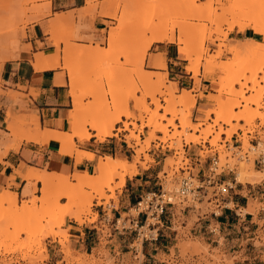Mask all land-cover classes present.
Listing matches in <instances>:
<instances>
[{
	"label": "rangeland",
	"instance_id": "374dc122",
	"mask_svg": "<svg viewBox=\"0 0 264 264\" xmlns=\"http://www.w3.org/2000/svg\"><path fill=\"white\" fill-rule=\"evenodd\" d=\"M47 1L0 0L2 11L0 13V62L2 54L9 52L11 49L25 50L28 46L30 49V45H24L27 38L26 29L33 22H40V20L51 14H46L41 19H37L38 21L33 18L35 14L44 11L43 6L50 3V0ZM165 1L91 0L90 5L87 4L89 5L88 11L86 6L85 10L83 9L85 11H83V14H81L82 10H80L81 13L72 11L62 14L68 15L67 17L62 16L66 20V25L65 23L59 27L56 25L51 32L47 33L49 35L48 42L51 44H53V41L60 42L59 45H55V52L60 56L59 61L61 62V65L59 63L57 68L61 69L63 75L67 72V69H70L75 77V95L80 100V108L84 110L79 117L81 125L79 122L78 129L86 131L91 137V130H87L89 122L95 120V122L101 123L105 119H113L121 115L120 121L115 123L113 128L127 127V130L115 131L113 129L109 137H117V135H113L114 132L122 134L125 141L121 143L124 149L123 153L130 160L133 167L128 168L127 172L117 170L115 173H108L95 183L81 187L77 186L74 175H66L65 177H68L69 182L54 186L50 191L51 199L53 200L67 188L73 194L88 193L87 196L81 198L77 195L75 200L65 198L63 204L61 199L60 204L53 205L52 208L49 207L50 209L47 208L43 212L37 207L38 203H30L32 196L25 198L22 195L21 200H18L15 194V200L1 203L0 264H17L18 262L42 264L47 259L45 241L48 237L52 243L56 242L59 246L63 255L62 261L65 264H113V261L109 259L105 252L104 260L95 258V252L90 255L74 252L70 246L67 228H65L66 219H75L79 224L94 222L97 219L96 214L93 213L94 206H106L111 200L116 204L115 191L121 190V187L118 186L119 176L125 174V177H129L130 172H137L136 166L145 169L148 164L153 163L152 157L148 155V152L152 149L156 150V153L159 152L162 159L161 172L157 177L160 184L154 186V193L159 194L161 192L164 194V198L170 199L172 206L176 207L175 216H181V213L185 215L187 210L195 211V215H192L186 228L182 227L180 220H175L173 227L175 233L177 232V237L170 242L171 244H167L168 248L163 249V251L168 250L169 256L161 255V260L166 261L169 259L167 264L234 263L235 258L225 255L219 248L207 245L205 238L191 236L189 230L192 222L196 221L197 215H209L211 212L218 213L215 205L224 206V203L230 200V197H236L240 202L247 201V207L249 206L252 210L255 218L260 210H263L260 212H264V195L261 196V192H259L251 196V192L248 193L244 186L248 184L255 185L261 181L242 184L244 188L241 195L245 196L243 199L232 194L236 186H232L230 189L218 186L219 181L225 179L224 175L238 184L236 173L239 171L240 163L249 160L253 169L256 170L258 164H254V162L262 157L264 160V95L257 98L255 91L251 92L247 89L251 84L244 86L245 81L243 79L238 80L237 84L233 85V91L230 95L223 93L218 87L220 82H228L233 77L240 79L241 71L236 70V64L243 63V58L245 60L243 55L234 58L232 54L224 50L229 46L231 47L234 40L239 39L237 37V34H239L237 33L238 29L235 27L233 31H228V23L240 18L253 27L256 23L262 22L264 27V0H194L193 6H187V8L186 6L185 8L175 7L173 10L167 11L168 13L162 14L165 12H161L160 4ZM46 5L45 7H47ZM91 5L93 9L90 8ZM208 8L211 12L207 10ZM90 9L92 11L88 13ZM195 11L202 12V14L206 13V15L210 12L209 15L212 18L205 15L193 18L191 15ZM110 14H114V16H108ZM96 15H106L105 17L111 19L110 22H105L106 29L100 32V38L96 39L93 36L86 37L78 34L81 27L89 32L93 31L90 28L91 24L85 26V24H82V20L90 18V22H92ZM54 16L55 19L56 15ZM189 16L192 18H189ZM68 17L70 18L67 19ZM208 18H215V24L209 23ZM217 21L219 22L217 23ZM178 22L182 24L184 22L182 25L184 30H182L186 33L182 30L183 33L180 32L179 28H174V25H177ZM159 27H162V29L165 27L167 31H173L176 40L180 39L179 41L183 44H187L185 51L181 54L178 50L184 45L177 44L176 40L157 45L168 46V56H176L177 60L184 65L183 70L186 73H188L187 66H198L199 71L196 75L189 72L194 83L192 90L180 89L177 83L174 84L170 76L168 77L167 67L166 69L158 68L154 72H149L148 56L153 52L162 53L160 52L162 50L155 45L150 46L145 54L142 69L147 74L138 75L141 48L150 37L151 32L156 30L154 28L158 29ZM200 28L204 29L193 31V29ZM112 31L117 32L115 42L108 45L109 34ZM252 34L253 39L259 43L260 47L258 55L261 58L251 66L252 69L260 68L261 71L257 73V80H259L264 75V29L256 35ZM221 44L225 47H220ZM36 45L38 48L43 47L40 42H36ZM60 45H62L61 49ZM189 54V60H185L184 58ZM216 61H226L227 64L234 66V70L240 72L224 73L217 68L218 70L214 69L213 73L205 74L204 67ZM208 77H213L214 81H211ZM126 80L137 82L139 87L130 93L124 87L120 89L118 83ZM261 87L264 88V83L257 85L256 89L258 90ZM199 88L207 92L206 97L199 92ZM67 89L69 91L68 86ZM194 92H198V96L193 95ZM241 92L254 105H245L244 102H239L238 106L232 109V113L242 116L249 114V117L241 122L233 120L230 123L218 121L215 124L216 117L223 109L230 107L234 102L240 101L239 95ZM184 93H188L194 100L197 97L205 98L207 103L205 111H209L210 114L202 115L194 122L191 112L193 107L184 108L178 104L173 106L172 114H167L165 101L170 97L180 98ZM215 99L220 100V102L215 103ZM69 107L71 109V105ZM124 113L128 116L123 117L122 114ZM183 116L191 120L194 128H185L181 125ZM24 117L26 116H16L19 119ZM131 121L136 123L135 128L128 126V122ZM26 122L24 121L17 128V134L20 135L28 129L31 131L35 129V126L28 123L29 121ZM156 123L160 124L161 128H165V133L158 131L159 126L155 125ZM109 126V124L102 125L103 128L107 129ZM69 129L66 132L67 135L72 134ZM195 135L197 137L196 142H189V137ZM105 139L106 137H104ZM243 146L246 148H243ZM74 147L77 149L76 145ZM129 150H132L133 156H131ZM139 150H143V152L137 155L136 152ZM192 150L195 151L202 162L206 161V165L211 161L216 162L214 164L216 167L214 175L206 179L210 180L211 184L204 183V185H201L206 175H197V171L192 170L189 166L190 160L186 157ZM182 180H186L193 190L179 192ZM100 188L104 192L103 198L96 196L95 191ZM195 188H197L196 192ZM32 191L34 197L40 195V189L35 185ZM4 193L10 192H0V194ZM218 197L220 198L218 199ZM88 198H90V207L89 210H86V207H80L79 203ZM214 199L218 200L215 201ZM139 200L140 198H137L133 203ZM94 202H96L95 205ZM229 207H232V204ZM64 210L69 213L64 214ZM130 213L132 215L136 214L134 209H131ZM241 214L244 213L241 212ZM261 217L264 218V215H261ZM258 224L260 227L258 231L260 234L259 241L254 243L255 246L260 247L264 245V220L259 221ZM141 231L145 235L149 233L147 227L142 228ZM216 234L219 233L216 231ZM104 244L105 242L101 241V247ZM136 244L138 243L135 242L133 246H136ZM137 247L140 249L139 245ZM99 252L101 256L103 251L100 250ZM146 259L148 258H143L139 254V260L142 261V264ZM138 261L131 254L127 263H125L138 264Z\"/></svg>",
	"mask_w": 264,
	"mask_h": 264
},
{
	"label": "crops",
	"instance_id": "0c3cea01",
	"mask_svg": "<svg viewBox=\"0 0 264 264\" xmlns=\"http://www.w3.org/2000/svg\"><path fill=\"white\" fill-rule=\"evenodd\" d=\"M85 1L50 0L49 13L51 14L40 20V22H33L26 29L27 38L24 45H30V49L29 46L25 50L11 49L9 51L13 52V58L0 62V192L15 193L18 200H21L25 186L29 184L30 189H32V185L35 183L33 180L28 182L23 178L29 168L39 172L72 176L83 172L92 175L99 158L105 156L113 158L117 156V158L126 159L130 163V160L123 153L124 149L121 143L125 141L122 134H117V132L113 133L117 137L108 136L102 142L97 140L93 131H91V137L88 140L78 141L74 139L73 142L77 147L75 150L81 153L80 161L76 162L74 156L59 152L60 144L56 140L50 139L44 143L43 141L41 143L40 141H29L20 138V135L16 133L17 130L15 133H11L5 126L8 121L7 112L11 111L15 117H28L36 114L41 131L45 129L57 131L58 133L68 131L72 124L73 107L70 93L68 94L70 88L67 73L63 75L61 69L57 68L58 66L53 69L38 71L33 68L32 63L34 55L37 53L42 52L46 56L55 53L56 44L54 41L52 42L54 45L48 42L49 35H47V33L51 32L49 26L51 20L54 19V15L79 11L85 8ZM38 14L33 16L36 19L35 21L43 17H38ZM90 21V18H84L82 24H91L90 28L93 31L89 32L81 27L78 30V34L99 39L100 32L106 29L105 22H110L111 19L96 15L92 22ZM237 33H239L237 37L240 40L253 38L252 32L246 30L238 29ZM36 42H40L43 47L38 48ZM153 45L160 48L162 50L160 52L164 53L168 77L170 76L172 82L174 84L177 83L180 89L187 88L192 90L194 83L191 80V74L183 70L184 65L177 60L176 56H168V46ZM61 48L62 45H60ZM156 54L153 52L148 56L147 65L150 56ZM59 63L61 65L60 61L58 65ZM154 70V68L150 67L149 72H154ZM56 78H62L63 83L55 84ZM199 92L206 97L207 92H204L202 88H199ZM193 95L198 96V92H194ZM206 107L205 98L197 97L195 99V105L191 111L194 122L198 117H202L203 114L201 112L205 111ZM32 125L34 126V124ZM117 129L115 128L114 130L116 131ZM185 150L188 151L186 148ZM129 151L131 153L132 150ZM86 154H92L93 159L89 160ZM159 154L154 149L150 150L148 155L152 157L153 163L148 164L145 169L136 166V174L131 177H125L121 190L115 191L117 196L116 204L111 200L106 206H94L93 213L97 216L94 222L79 224L75 219H66L65 228H67L70 246L74 252L86 255L95 252V258H102L103 260L105 252L109 259L113 261V264L127 263L130 255L133 254L132 243L136 238V231L139 226L144 227L145 222L143 214L136 212L135 215H132L130 211L134 209V200L154 193V186L160 184L157 179L159 172H161L160 165L162 163ZM131 156H133L132 153ZM186 158L190 160L189 166L192 170L197 171V175H206L201 185H204V183L211 184L210 180H206L209 178L208 168L210 163L206 165V161L202 162L194 150ZM263 162V158L254 162V164H258L255 171L264 174ZM224 177L225 179L220 180L218 186L227 185L229 189L232 186H236L232 194L238 195L242 199L245 198V196L241 195L244 188L242 183L236 184L231 179L226 178V175ZM35 186L40 189L41 183L36 182ZM244 186L248 193L251 192V196L259 192H261V196L264 195V178L255 185L248 184ZM210 187L212 188L213 186ZM119 191L120 193H118ZM61 203H65V199H62ZM95 204L96 202H94ZM224 204V206L215 205V209L217 208L218 212L215 217L211 214L197 215L196 221L192 222L189 234L195 238H205L207 245L219 248L225 255L235 258L233 264H264V245L257 247L254 243L259 241L260 234L258 231L260 227L258 222L264 220L261 217L264 212H260L263 210H260L255 218L253 213H244L242 211V209L247 207V201L240 202L236 197H230V200H227ZM229 204H232V207H229ZM175 212L176 207L167 206L160 224L154 227L157 230V238L143 243L141 256L148 258L144 264L169 263V259L162 261L160 257L161 255L169 256L168 250L163 251V249L168 248L167 244H171L170 242L177 237V232L175 233L173 227L175 220H180L182 227L186 228L192 215H195L193 210H187V213L185 215L181 213V216H175ZM241 212L244 214H241ZM212 229L214 232L211 233ZM216 231L219 234H216ZM101 241L105 242L103 247H101ZM45 245L47 259L42 264H65L62 261L63 255L56 242L52 243L48 237ZM100 250L103 251L101 256L99 254ZM17 264L25 263L18 262Z\"/></svg>",
	"mask_w": 264,
	"mask_h": 264
},
{
	"label": "bare ground",
	"instance_id": "6f19581e",
	"mask_svg": "<svg viewBox=\"0 0 264 264\" xmlns=\"http://www.w3.org/2000/svg\"><path fill=\"white\" fill-rule=\"evenodd\" d=\"M85 2H86L85 3L86 5H84V7L87 6L86 10L88 11V9H89L88 7L91 3V0H86ZM193 3H194V0H166L165 2H162V4H160L161 5L160 10H161V12H165L162 14H166V13H168L167 11H171L175 7H177V8L178 7H181V8L184 7L185 8V6H186V8H187V6H193ZM87 4H89V5H87ZM45 5L43 6L44 11L40 12L37 15L38 17L44 16L45 14L49 13V3L46 5L47 7H45ZM217 6L218 5L216 4V7ZM92 7L93 6L91 5L90 8L93 9ZM83 9H80V10H82V13L85 10V9L84 10ZM91 9L88 13H91V11H92ZM210 9H212V8H210ZM80 10H79V12H80ZM207 10L210 11L209 8ZM210 12H209V14H210ZM0 13H2L1 3H0ZM209 14L206 15V13L202 14V12L198 13V11H195L193 13V15H191V16L193 18H199V17H202L204 15L206 17H208V16H210ZM55 15H56V18L53 21H51V24L49 26L51 31L53 30L54 26L58 25V27H59V26L64 25V23L66 22V20L62 17V16L65 17L66 15H62V14H55ZM108 16L113 17L114 14H112V15L110 14ZM192 17L189 16V18H192ZM69 18L70 17H68L67 19H69ZM208 20H209V23H212V24L213 23L215 24V22H216L215 18L214 19L208 18ZM67 22L69 23V21H67ZM218 22L219 21H217V23ZM176 24L177 25H174V28H179L180 32H182L184 30L182 28V25L184 24V22H183V24L181 22L180 23L178 22ZM65 25H66V23H65ZM228 27H229L228 31H233V29L236 27V28L242 29V30H249V32L251 31L252 33H254V35H256V33L260 32L264 29L262 22L256 23V25L253 27L250 25V23H247L240 18L237 20L230 21V23H228ZM154 29H156V30H154ZM154 29H153L154 31L151 32L150 37L147 39L146 43L144 44L143 48H141L142 50H141V57H140V62H139L140 70L138 71V75L143 76V75L147 74V72L142 69V65L144 62L145 54H146L147 50L150 48V46H152L153 44L172 42V41L176 40V38L173 35V31H167L166 30L167 28H165V27H163V29H162V27H159L158 29L157 28H154ZM203 29L204 28L193 29V31L195 32V31L203 30ZM183 32H185V31H183ZM116 33L117 32L112 31L109 34V39L107 42L108 45L113 44L115 42ZM179 40L180 39H177L176 43L179 45H184V47H180V49L178 50L179 53L181 54L185 51V47L187 46V44H183ZM54 42L56 45H58L60 43L59 41H54ZM220 47H225V45L221 44ZM259 48H260L259 43L257 41H255L253 38H245L242 40H239V39L234 40L231 47L229 46V48L224 49L228 53L232 54L234 56V58H236V57L238 58V57H241L243 55L245 57V60L243 58V60H242L243 63L236 64L237 65L236 70L241 71V73H240L241 78L238 79V77H233L228 82H220L218 84L220 91H223V93L225 92V94H227V95L232 94L233 85L237 84L238 80L243 79L245 81L243 83L244 86L246 84H251V86L248 87L247 89L250 90L251 92L255 91L257 98L260 97L261 95H264V88L261 87L258 90L256 89L257 85L264 83V75L262 77H260L259 80H257V73H259L261 70L259 67L255 68V69H252V67H251L254 62H256L259 58H261V56L258 55ZM219 54H218V56H219ZM189 57H190V54L187 55L184 59L189 60ZM11 58H13V52L12 51L11 52L10 51L5 52L4 54H2V60L11 59ZM58 62H59V56H58L57 52H55L53 55H49V56H46L42 52H40V53H37L34 55V61L32 63V66L34 69H36L38 71L48 70V69L56 68L58 66ZM233 62H236V61H233ZM148 66L151 68H154V69H158V68L166 69V60H165L164 54L163 53H157L154 56H150ZM217 68L220 69L224 73L225 72L226 73L227 72L233 73L234 71L238 72V71L234 70L233 65L227 64L226 61H219V62L216 61L213 64L206 65L204 67V73L205 74L213 73V70L217 69ZM187 71L192 73L193 75H196L198 73L199 69H198V66L192 65V66H187ZM66 73L69 77V81H68L69 82L68 85L70 88L69 93H70V97H71V104L73 107L72 115H71L72 126L69 129V131L72 132V134L67 135L66 132L65 133H58L57 131L55 132V131H51V130H47V129H45L44 131H41L39 128L38 122H37V115L36 114H32V115H29L28 117H24V118L19 119V118H16L11 113V111L7 112L8 121L5 123V126L9 132L15 133L17 128H19L20 125L22 123H24V121H27V122L29 121L28 123L34 124L35 129L33 128L34 130H32V131L28 129L24 133L20 134V138H23V139H26L29 141H33V142L34 141H40V143L42 141L44 143V142L49 141L50 139H54L57 142H59V144H60L59 152L61 154H65L68 156H74L75 161L79 162L81 153L79 151L75 150V147H74L75 144H74L73 140L74 139H77L78 141L88 140L90 135L86 131H82L81 129L80 130L78 129L79 128L78 127L79 122H80L79 117L81 116V113L84 110H82L80 108L81 107V106H79V105H81L79 103L80 100L75 95L76 84H75L74 74L70 69H67ZM228 74H231V73H228ZM234 74H236V73H234ZM208 78H210L211 81H214L213 77H208ZM54 82H55V84H62L63 80H62V78H56ZM118 85L120 86L119 87L120 89H123V87H124V89L129 93L132 92L134 89L139 87V84L137 82L128 81V80L121 81L118 83ZM171 89H172V87H171ZM243 94L241 92L239 95L240 101L234 102L230 107L223 109L221 111V113L216 117L215 124H217L218 121L230 123L233 120L235 122H241L242 120L246 119V117L247 118L249 117V114H247L246 116H242V115H234L232 113V109L236 108L238 106L239 102H244L245 105H247V104L254 105V103L253 102L251 103L247 98L244 97ZM152 97H153V95H152ZM214 102L218 104L220 102V100L215 99ZM165 103L167 106L165 109L167 111V114H172V112H173L172 108L175 104L183 106L184 108H186L188 106H190V108H192L195 105V100L192 99L188 95V93H184V95H182V97L180 96V98L179 97L178 98L177 97L176 98L170 97L169 99H167L165 101ZM201 113L203 115L210 114L209 111H205V112H201ZM120 116L118 115L113 119H105L101 123L95 122V120H92V121L90 120L91 122L88 123L89 126H88L87 130H91V131L95 132V137L97 138V140L102 142L104 140V137H108L112 134V130L114 129L113 125L120 121ZM122 116L127 117L128 115L124 113V114H122ZM103 124H109L110 126L108 127V129L103 128L102 127ZM80 125H81V122H80ZM155 125L159 126L160 124L156 123ZM181 125L185 126V128H194L191 120H189L187 117H184V116H183V119L181 121ZM128 126L135 128L136 123L134 121L128 122ZM126 130H127V127H123V128H118L116 131H126ZM158 131L165 133V128H161V126H159ZM196 140H197L196 135L189 137V142H191V143L196 142ZM9 146H11V144H9ZM243 148H246V147L243 146ZM253 149H255V148H253ZM142 152H143V150H139L136 153H137V155H140ZM245 152H247V151H245ZM86 156L89 160L93 159L92 154H86ZM130 167H133V166L126 159H119V158H113L111 156H105V157L98 160L97 165L95 166L92 175H90L86 172H83V173H79V174H74V177H75V180L77 181V184H78L77 186L81 187V186L91 185V184L95 183L96 181L102 179L106 174L115 173L117 170L127 172L128 168H130ZM135 174H136L135 171L130 172L129 177H131ZM119 177H120L119 178L120 181H118L119 182L118 186L122 187L124 185V181H125V178H124L125 174H122ZM23 178L25 180H27L28 182L33 180L35 183L36 182L41 183L39 196H37V197L33 196V194H32L33 188L30 189L29 184L26 185L25 188L23 189L22 195H23V197H31L32 196L33 198H32L30 203H32V204L38 203L37 207L42 212L46 211L47 208L50 209L49 207L52 208L53 205L60 204L61 199L70 198L72 200H75V196H77V195H79L82 198V196L85 197L88 194V193L73 194V193L69 192V188H67L66 190L62 191L61 194H59L58 196H56L52 200L51 196H50L51 189H53V187L56 186L57 184H59V185L60 184H67L69 182L68 177H65V176H62V175H59L56 173L39 172L35 169L29 168L27 170V172L24 174ZM263 178H264V174L261 172L255 171L249 160H247L246 162L240 163L239 171L236 173V181L238 183L244 184V183H252L254 181L259 182ZM35 183H33L32 186H34ZM95 192H96V196H98L100 198L104 197V192L102 191L101 188ZM15 198H16L15 193L0 194V204L3 202H9L11 200H15ZM89 199L90 198L81 201L79 203L80 207L83 206V207H86V210H89V207H90V200ZM229 205H231V204H229ZM64 211H65L64 212V214H65L67 211L66 210H64ZM243 212L244 213H252V210L248 206L245 209H243ZM68 213L69 212H67L66 214H68ZM65 252H66V249H65Z\"/></svg>",
	"mask_w": 264,
	"mask_h": 264
},
{
	"label": "built area",
	"instance_id": "2783aa9c",
	"mask_svg": "<svg viewBox=\"0 0 264 264\" xmlns=\"http://www.w3.org/2000/svg\"><path fill=\"white\" fill-rule=\"evenodd\" d=\"M215 163L216 162L214 161H211L210 163V167L208 168L209 178L211 175H214V171L216 169V167L214 166ZM224 187L226 188L227 186ZM185 190L192 191L193 189L189 187L188 182L186 180H182L181 189L179 192L183 193ZM194 190L196 192L197 188H195ZM164 197H165L164 194L161 192L159 194L151 193L145 195L144 197H140V200L135 203L134 211L137 212L138 214L144 215V221H145L144 227H147L149 230V233L146 235L143 234V231H141V229L144 227L139 226L138 230L136 231V238L132 243V249H133L134 259L137 261L139 260V254H141V247L143 243L145 241H152L157 238V230L154 229V227L160 224V221L162 220V216L166 211V207L169 205L170 206L173 205L170 202L169 198H164ZM211 215L215 217L217 213L211 212ZM212 232H214L213 229L211 230V233ZM135 242H137L138 244H136V246H133ZM137 245L140 246V249H138ZM138 262H139L138 264L142 263V261L140 260Z\"/></svg>",
	"mask_w": 264,
	"mask_h": 264
}]
</instances>
